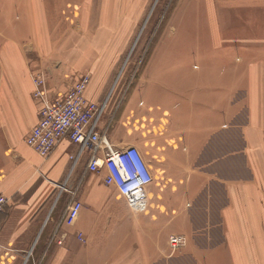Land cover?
<instances>
[{
  "label": "crops",
  "instance_id": "0c3cea01",
  "mask_svg": "<svg viewBox=\"0 0 264 264\" xmlns=\"http://www.w3.org/2000/svg\"><path fill=\"white\" fill-rule=\"evenodd\" d=\"M156 2L0 0V264H264V0H177L136 85L130 70L113 89ZM85 75L87 99L108 101L100 131L152 172L143 207L89 154L73 168L70 140L48 159L26 144L33 77L60 101Z\"/></svg>",
  "mask_w": 264,
  "mask_h": 264
},
{
  "label": "built area",
  "instance_id": "2783aa9c",
  "mask_svg": "<svg viewBox=\"0 0 264 264\" xmlns=\"http://www.w3.org/2000/svg\"><path fill=\"white\" fill-rule=\"evenodd\" d=\"M90 76H83L60 101H53L42 76L33 77L34 98L41 103L39 122L26 139L27 146L41 158L48 159L64 140L78 147L71 156L73 168L85 154H89L86 170L103 175L107 187H115L132 208L148 203V190L153 184L152 172L144 156L135 147L116 148L106 134L100 131L108 101L94 103L87 99ZM65 191L64 187L60 188ZM9 199L0 194V215L5 214ZM82 210L81 203L72 204L65 218V225L72 227ZM173 252L186 245L184 237H172Z\"/></svg>",
  "mask_w": 264,
  "mask_h": 264
},
{
  "label": "rangeland",
  "instance_id": "374dc122",
  "mask_svg": "<svg viewBox=\"0 0 264 264\" xmlns=\"http://www.w3.org/2000/svg\"><path fill=\"white\" fill-rule=\"evenodd\" d=\"M177 0H157L162 6L157 11L145 13L142 25L128 45L118 75L113 79V89L128 79V71L134 72L133 86L137 76L146 67L153 50L168 26L169 18ZM131 72V71H130Z\"/></svg>",
  "mask_w": 264,
  "mask_h": 264
}]
</instances>
